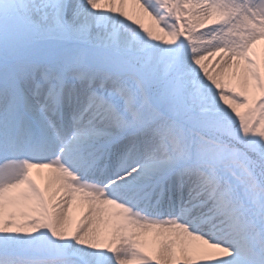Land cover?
<instances>
[{
  "label": "snow or ice",
  "instance_id": "obj_1",
  "mask_svg": "<svg viewBox=\"0 0 264 264\" xmlns=\"http://www.w3.org/2000/svg\"><path fill=\"white\" fill-rule=\"evenodd\" d=\"M0 264H264V0H0Z\"/></svg>",
  "mask_w": 264,
  "mask_h": 264
},
{
  "label": "bare ground",
  "instance_id": "obj_2",
  "mask_svg": "<svg viewBox=\"0 0 264 264\" xmlns=\"http://www.w3.org/2000/svg\"><path fill=\"white\" fill-rule=\"evenodd\" d=\"M126 10H131L130 8L129 9H126ZM140 18L142 20V22L144 21H148V23L146 24V26H149L152 24V21L147 17V16H144L143 14L140 15ZM201 31H204L205 29H200ZM216 58H210L208 61H206V63L208 65H211L210 67V70H213V64H214V61H215ZM72 216L76 217V218H79V210L78 209H73L72 211ZM74 221V219H73Z\"/></svg>",
  "mask_w": 264,
  "mask_h": 264
},
{
  "label": "rangeland",
  "instance_id": "obj_3",
  "mask_svg": "<svg viewBox=\"0 0 264 264\" xmlns=\"http://www.w3.org/2000/svg\"><path fill=\"white\" fill-rule=\"evenodd\" d=\"M205 30H206V29H205ZM208 66H209V69H210V68H211V67H210L211 65H208Z\"/></svg>",
  "mask_w": 264,
  "mask_h": 264
}]
</instances>
